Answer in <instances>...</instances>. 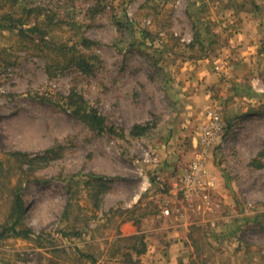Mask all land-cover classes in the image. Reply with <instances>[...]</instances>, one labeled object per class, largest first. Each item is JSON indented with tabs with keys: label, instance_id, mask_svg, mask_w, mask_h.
I'll list each match as a JSON object with an SVG mask.
<instances>
[{
	"label": "rangeland",
	"instance_id": "obj_1",
	"mask_svg": "<svg viewBox=\"0 0 264 264\" xmlns=\"http://www.w3.org/2000/svg\"><path fill=\"white\" fill-rule=\"evenodd\" d=\"M0 162V264H264V0H0Z\"/></svg>",
	"mask_w": 264,
	"mask_h": 264
},
{
	"label": "trees",
	"instance_id": "obj_2",
	"mask_svg": "<svg viewBox=\"0 0 264 264\" xmlns=\"http://www.w3.org/2000/svg\"><path fill=\"white\" fill-rule=\"evenodd\" d=\"M77 63L82 64L83 66L86 65L85 61L83 60V56H78V60ZM77 96V93H73L70 95L69 98V102L68 105L69 106H76V108L74 109V114L75 116H81L83 117V120L86 121V123L90 126V128L94 131H99L102 132V130H105L104 126V118H102L101 116L98 115V112L95 110H90V112L86 111V108L83 107V103L84 101L80 100L79 98H77L76 100L74 99V97ZM84 111V115L82 114V111ZM12 155L18 156V157H26V154L24 153H13ZM5 166L3 162H0V177L5 174ZM13 205H12V210H11V214H10V219L11 218H15V221L12 223L11 226H9V219L6 222L5 226L3 227V231L0 233L1 237H6V236H11V235H16V236H20V235H28V233L30 232H23L21 230H17V228L15 227L16 224L19 223L23 212H24V204H23V199L20 195V193L18 192V190H16L15 192H13ZM145 249H141L139 250L140 252H143Z\"/></svg>",
	"mask_w": 264,
	"mask_h": 264
},
{
	"label": "built area",
	"instance_id": "obj_3",
	"mask_svg": "<svg viewBox=\"0 0 264 264\" xmlns=\"http://www.w3.org/2000/svg\"><path fill=\"white\" fill-rule=\"evenodd\" d=\"M222 130L221 118L218 114L210 112V125L204 130L201 138L202 151L199 156L191 163L189 170L183 175L182 191L186 196L193 194L197 189L200 180L206 177L205 164L209 149ZM209 185H212L209 183ZM168 213V211H166Z\"/></svg>",
	"mask_w": 264,
	"mask_h": 264
}]
</instances>
